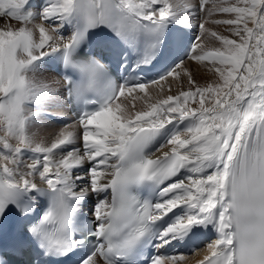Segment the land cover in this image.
I'll use <instances>...</instances> for the list:
<instances>
[{
	"label": "snow or ice",
	"instance_id": "1",
	"mask_svg": "<svg viewBox=\"0 0 264 264\" xmlns=\"http://www.w3.org/2000/svg\"><path fill=\"white\" fill-rule=\"evenodd\" d=\"M0 18V264H264V0Z\"/></svg>",
	"mask_w": 264,
	"mask_h": 264
},
{
	"label": "bare ground",
	"instance_id": "2",
	"mask_svg": "<svg viewBox=\"0 0 264 264\" xmlns=\"http://www.w3.org/2000/svg\"><path fill=\"white\" fill-rule=\"evenodd\" d=\"M193 2H197V0H193ZM208 7H211V5L210 6H208ZM0 21H1V23H0V27H4L5 26V24H7V23H11L13 26H15L16 24L15 23H12V21H8V20H6V19H4V18H0ZM211 27L210 25H206V27ZM215 27V26H214ZM211 28H213V27H211ZM225 33V32H224ZM224 33H222L223 35H225V36H230V32H226L225 34ZM209 46H211V45H209ZM48 75H50V76H53V75H51V74H48ZM195 79H196V81L198 82V83H200V84H205L206 82H210L211 80H212V76H211V74H207V75H204V74H202V73H197L196 75H195ZM176 91H177V89L176 88H173V94H175L176 93ZM141 105H140V103L139 102H137V107H140ZM50 124H53V123H50ZM55 125V124H54ZM51 127V129L52 130H48V131H50V132H52V131H54V130H56L57 128H58V130H59V128L61 127V126H57V125H55V126H50ZM57 127V128H56ZM165 151L167 150V149H164ZM161 153H156V155H160ZM205 255V252L203 251V250H201V251H199V253L197 254V257H193V258H188L186 261H188V264H195L196 263V261H198L199 259H202L203 258V256Z\"/></svg>",
	"mask_w": 264,
	"mask_h": 264
},
{
	"label": "rangeland",
	"instance_id": "3",
	"mask_svg": "<svg viewBox=\"0 0 264 264\" xmlns=\"http://www.w3.org/2000/svg\"><path fill=\"white\" fill-rule=\"evenodd\" d=\"M226 18H229V17H227V16H224V15H216V16H214V17H212V19H226ZM0 23H1V21H0ZM12 23H15L16 24V22L15 21H12ZM208 25H210L211 27H213L214 28V30H216L218 33H220L221 35H223L222 33H226V32H229L228 31V26H226V25H212V24H208ZM16 26V25H15ZM215 26V27H214ZM209 27V26H208ZM224 33V34H225ZM50 126H55L54 124H50ZM57 128V127H56ZM48 130H52L51 129V127H48ZM55 131H58V128L56 129V130H54V131H52V132H55Z\"/></svg>",
	"mask_w": 264,
	"mask_h": 264
}]
</instances>
